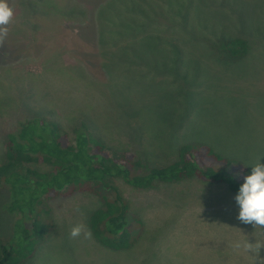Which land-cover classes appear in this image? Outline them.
Instances as JSON below:
<instances>
[{
  "label": "rangeland",
  "instance_id": "rangeland-1",
  "mask_svg": "<svg viewBox=\"0 0 264 264\" xmlns=\"http://www.w3.org/2000/svg\"><path fill=\"white\" fill-rule=\"evenodd\" d=\"M8 3L13 18L0 45V160L7 134L24 119L41 117L60 124L70 141L84 121L104 144L150 166L168 163L190 142L250 169L258 158L264 163V0ZM230 37L247 41L244 56L228 59L215 48ZM142 43L158 52L160 67L134 54ZM184 61L192 68L177 73ZM198 62L202 74H193ZM173 65L176 74L168 69ZM116 184L131 222L141 221L132 248H107L92 234L70 238L76 224L90 230L89 216L101 204L95 193H77L47 201L53 226L22 264H253L252 255L231 245L264 242V231L236 219L235 195L222 184ZM7 200L1 185V239L10 237L16 216L2 208Z\"/></svg>",
  "mask_w": 264,
  "mask_h": 264
},
{
  "label": "trees",
  "instance_id": "trees-1",
  "mask_svg": "<svg viewBox=\"0 0 264 264\" xmlns=\"http://www.w3.org/2000/svg\"><path fill=\"white\" fill-rule=\"evenodd\" d=\"M174 13L182 18L179 10ZM214 46L228 59L242 57L248 50L247 41L240 37ZM133 52L142 59L147 57L148 64L160 67L162 63L161 58L154 57L158 52L143 43ZM175 66L177 73L183 74L192 68L185 61ZM168 69L176 74L174 65ZM202 71L203 63L198 62L193 74ZM73 134L70 141L60 124L41 117L24 119L7 134L0 160V186L7 188L8 200L2 208L16 216L10 237L0 238V264H22L32 256L53 226L46 205L50 199L84 192L97 194L101 204L89 216L91 234L107 248L128 250L135 245L134 227L141 221L134 217L131 222L128 202L116 180L149 189L160 183L199 179L222 184L235 195L251 173L249 167L201 142L182 144L173 160L150 166L128 150L104 144L84 121L77 122Z\"/></svg>",
  "mask_w": 264,
  "mask_h": 264
},
{
  "label": "clouds",
  "instance_id": "clouds-1",
  "mask_svg": "<svg viewBox=\"0 0 264 264\" xmlns=\"http://www.w3.org/2000/svg\"><path fill=\"white\" fill-rule=\"evenodd\" d=\"M12 18L13 9L8 0H0V45L4 43L8 35V25ZM234 200L239 208L236 219L242 224H250L264 231V163H260L259 158L251 166V173L244 177ZM76 211H79V208ZM69 236L70 238L83 236L87 240L91 239V231L84 224H76L70 229ZM231 247L234 250L242 249L252 255L253 264H264V256L260 255L264 242L256 239L255 242H249L246 239L243 242H233Z\"/></svg>",
  "mask_w": 264,
  "mask_h": 264
}]
</instances>
